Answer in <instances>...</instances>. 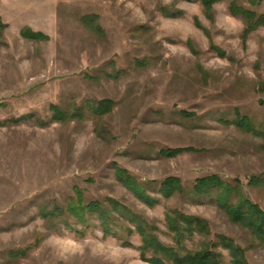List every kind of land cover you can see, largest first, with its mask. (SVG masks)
I'll list each match as a JSON object with an SVG mask.
<instances>
[{
    "label": "rangeland",
    "instance_id": "1",
    "mask_svg": "<svg viewBox=\"0 0 264 264\" xmlns=\"http://www.w3.org/2000/svg\"><path fill=\"white\" fill-rule=\"evenodd\" d=\"M232 2L264 14V0H226L212 19L194 0H0V264H150L127 222L109 237L95 216L77 222L67 209L79 193L119 201L169 246L168 210L201 217L264 264L216 199L193 193L218 176L264 211V28L246 36ZM101 101L114 106L98 116ZM177 149L189 151L162 155ZM118 168L160 202L137 199ZM168 178L186 193L162 198Z\"/></svg>",
    "mask_w": 264,
    "mask_h": 264
},
{
    "label": "trees",
    "instance_id": "2",
    "mask_svg": "<svg viewBox=\"0 0 264 264\" xmlns=\"http://www.w3.org/2000/svg\"><path fill=\"white\" fill-rule=\"evenodd\" d=\"M202 5L209 19H212L214 6L226 0H194ZM229 13L236 18L243 20L245 24V35L249 36L260 28H264V14H258L240 6L237 2L229 5ZM24 38L37 40L44 38L40 34L24 32ZM224 56V55H222ZM95 115H103L114 106L112 101H101L96 103ZM95 108V107H94ZM54 120L64 121L68 118L66 113L55 108ZM74 117H77L75 114ZM251 131L250 128H246ZM189 150L177 149L174 151L162 152L165 157H174L179 153ZM116 179L137 199L149 207L156 206L160 201L149 195L146 186L132 177L127 171L116 170ZM165 200L175 196H182L186 189L182 182L176 178L166 179L159 190ZM197 198L212 197L216 199L219 209L226 215L231 223L245 229L253 240L264 249V211L257 204L248 199L240 185L232 186L224 182L218 176H210L198 179L193 188ZM67 212L77 222L89 226V219L97 217L105 237L110 235L120 236L114 233L122 222H127L134 227L121 229L129 236L137 233L142 239V246L139 248L142 260L150 264H224L223 255L218 249L225 250L231 257V264H250L246 250L236 241L225 235L213 237L210 223L197 216H187L179 210H168L166 222L169 231L173 234L174 246L164 244L157 236V227L142 215L133 212L130 208L119 201L108 199L105 203L94 201L87 203L81 193L70 200ZM59 215L58 209L51 213L55 218ZM49 216V215H48ZM200 238V248L190 250L187 241H194ZM127 246H132L126 242ZM149 256V257H148Z\"/></svg>",
    "mask_w": 264,
    "mask_h": 264
}]
</instances>
